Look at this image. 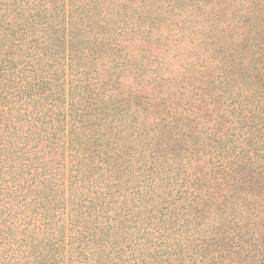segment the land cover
I'll return each mask as SVG.
<instances>
[{
  "label": "trees",
  "instance_id": "trees-1",
  "mask_svg": "<svg viewBox=\"0 0 264 264\" xmlns=\"http://www.w3.org/2000/svg\"><path fill=\"white\" fill-rule=\"evenodd\" d=\"M0 264H264V0H0Z\"/></svg>",
  "mask_w": 264,
  "mask_h": 264
},
{
  "label": "rangeland",
  "instance_id": "rangeland-1",
  "mask_svg": "<svg viewBox=\"0 0 264 264\" xmlns=\"http://www.w3.org/2000/svg\"><path fill=\"white\" fill-rule=\"evenodd\" d=\"M147 18L150 17V16H146ZM169 17H172V16H169ZM189 55H191L190 53H188Z\"/></svg>",
  "mask_w": 264,
  "mask_h": 264
}]
</instances>
